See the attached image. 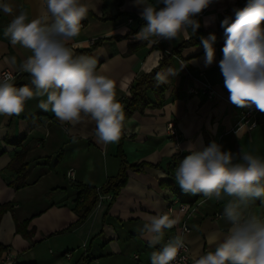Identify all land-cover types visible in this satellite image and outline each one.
<instances>
[{
	"label": "crops",
	"instance_id": "1",
	"mask_svg": "<svg viewBox=\"0 0 264 264\" xmlns=\"http://www.w3.org/2000/svg\"><path fill=\"white\" fill-rule=\"evenodd\" d=\"M238 1L213 0L196 17L201 23L198 30L220 27ZM89 2L96 10L82 21L80 34L72 41L74 51L91 50L94 42L102 41L88 55L113 79L117 99L124 108L123 100L130 96L135 80L156 68L168 51L186 39H154L152 43L137 39L141 10L134 6V0ZM13 3L31 17L40 10L42 0ZM10 19L0 12V71L17 73L14 84L19 87L30 83L29 75L19 68L30 53L12 46L4 37ZM214 48L215 61L208 67L201 46L184 49L180 56L168 59L159 77L164 86L161 106L146 108L125 120L122 151L129 164H142V170L128 171L119 195L113 200L97 199L81 223L77 222L85 198L77 199L78 187L98 189L118 174L117 143H97L95 122L89 117L82 118L71 133L65 131L71 126L61 125L51 111L39 108L41 97L27 102L19 115H0V206L7 207L0 219V245L5 249L2 253L13 258L7 264H150L151 253L160 245L150 247L141 236V214L167 212L173 201L204 200L183 193L175 182V169L191 154L189 149L200 151L215 141L224 150L238 153L243 149L264 157V113L255 129L232 132L238 109L221 85L224 77ZM13 57L16 64L11 63ZM203 86L212 87L214 97L202 92ZM148 99L155 103L150 92ZM169 120L177 125L178 146L166 133ZM22 149L26 150L23 161L28 164L25 186L15 189L11 183L16 177L7 167ZM222 208V202L205 201L187 220L190 253L198 247L208 250L206 237L225 227ZM254 210L264 214V203L257 201ZM172 216L179 223L165 230L162 243L178 234L177 226L184 219L176 207Z\"/></svg>",
	"mask_w": 264,
	"mask_h": 264
},
{
	"label": "clouds",
	"instance_id": "2",
	"mask_svg": "<svg viewBox=\"0 0 264 264\" xmlns=\"http://www.w3.org/2000/svg\"><path fill=\"white\" fill-rule=\"evenodd\" d=\"M213 0H134L140 18L146 23L136 38L152 43L190 40L201 27L196 18ZM96 5L89 0H42L40 10L29 16L18 10L13 0H0V12L11 17L3 35L12 46L30 53L19 68L30 83L15 86L13 77H0V115H19L27 102L41 97L39 108L51 111L61 125L72 129L89 117L95 122L99 144L119 142L125 131L126 114L117 99L116 84L94 57L77 54L72 41L79 36L82 21ZM220 22L223 29V58L219 62L224 87L230 102L238 108H255L264 113V0H246L242 8ZM214 22L215 17L211 18ZM205 27L209 23L205 22ZM191 29V31H189ZM205 67L215 61L217 37H200ZM16 64V58L11 60ZM123 90V89H121ZM244 126L242 124L240 127ZM175 169V182L185 194L201 196L205 201L222 202L221 220L225 227L209 234L208 250L196 248L190 264H264V214L254 210L264 203V157L224 150L212 141L203 150L189 149ZM141 236L150 247V264H174L185 237L179 233L164 241L165 230L173 229L179 219L168 212L142 213Z\"/></svg>",
	"mask_w": 264,
	"mask_h": 264
},
{
	"label": "trees",
	"instance_id": "3",
	"mask_svg": "<svg viewBox=\"0 0 264 264\" xmlns=\"http://www.w3.org/2000/svg\"><path fill=\"white\" fill-rule=\"evenodd\" d=\"M246 3V0H239L237 2V8H242ZM233 15V14H232ZM146 22L142 19L138 21V27H141ZM209 33H214L217 37V40L214 46L217 47V53L219 55L220 60L223 58L222 48L224 46V34L223 29L221 27H217L215 29L207 28L205 30H197L194 36L191 37L190 40H183L179 44H177L172 50L168 51L166 57H163L156 68H154L148 74L141 75L135 82L131 85L129 92L130 96L123 100L124 103V111L126 114V119L131 117L136 112H143L146 108H156L160 107L163 101V93L164 86L159 80V77L162 74L163 68L166 66L168 59L174 57H178L181 55V52L184 49L201 46L203 47L200 37H207ZM102 41H96L93 43L91 50L95 49L98 45L101 44ZM91 50L78 51L77 54H86L88 55ZM202 53V52H201ZM152 93L155 98V103H151L148 99V93ZM122 138L117 143V156L120 161V168L118 174L110 178L106 181V183L98 188H88L79 186V193L77 195V199L80 197H84V208L78 219L77 223H81L87 215L92 210L95 205L98 197L100 195L111 194V200L116 198L121 189L126 185L127 182V172H140L142 170V164L135 165L129 164L126 160V157L122 151ZM25 149L19 151V153L13 158L10 164L7 167V171L11 173V176H15V180L13 183V187L15 189H20L25 186L23 181L25 174L27 172L28 164L24 163L23 157L25 154ZM7 211L6 206H0V219ZM5 249L0 245V254Z\"/></svg>",
	"mask_w": 264,
	"mask_h": 264
},
{
	"label": "built area",
	"instance_id": "4",
	"mask_svg": "<svg viewBox=\"0 0 264 264\" xmlns=\"http://www.w3.org/2000/svg\"><path fill=\"white\" fill-rule=\"evenodd\" d=\"M131 20H129L130 22ZM5 74H10L13 77V81L17 77V73L12 72L9 69H4L0 71V77H2ZM221 85L224 86V80L222 81ZM226 89V88H225ZM202 92L207 94L208 97H214L215 93L213 91V88L210 86H203ZM227 91V89H226ZM192 93L195 91H191ZM228 92V91H227ZM229 94V93H228ZM238 122L233 129L232 132L239 133L242 131H251L257 127V122L259 119L263 116V113L257 111L254 107L251 109L247 108H238ZM242 124L244 126L240 127ZM166 133L167 135L173 140L176 146H178V140H179V133L177 125L172 121L169 120L166 124ZM68 178L71 177L70 172L67 174ZM106 199L111 200V195H100L98 199ZM205 200L203 201H193L191 203L189 202H179V201H173V203L170 204V206L167 208V212L172 215L174 208L176 207L178 213L184 218L180 225L177 226V229L179 230V233L183 234L185 237V248L181 250L177 261L174 262V264H190V259L188 260H181L180 257H190V247L189 244L186 241V236L190 233V228L187 224V220L192 217L194 214L198 212V207L203 204ZM176 227V226H175ZM12 257L9 253H2L0 255V264H7L12 261Z\"/></svg>",
	"mask_w": 264,
	"mask_h": 264
}]
</instances>
